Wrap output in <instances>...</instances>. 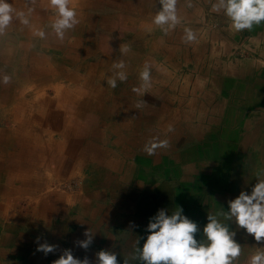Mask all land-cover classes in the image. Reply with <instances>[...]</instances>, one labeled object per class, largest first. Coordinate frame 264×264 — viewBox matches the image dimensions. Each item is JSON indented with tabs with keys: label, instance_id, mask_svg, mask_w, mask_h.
Wrapping results in <instances>:
<instances>
[{
	"label": "crops",
	"instance_id": "0c3cea01",
	"mask_svg": "<svg viewBox=\"0 0 264 264\" xmlns=\"http://www.w3.org/2000/svg\"><path fill=\"white\" fill-rule=\"evenodd\" d=\"M215 2L177 0L181 23L167 34L151 23L161 7L156 0H94L95 7L89 5L84 14L90 20L80 27L88 42L84 43L93 45L100 38V44L108 45L106 53L99 50L100 62L103 57L108 62L103 74H113L115 57L123 55L131 65L125 69L127 82L116 94L106 77L95 82L102 94L113 91L107 95L96 136L89 135L91 123L77 108L68 113L87 136L78 150L76 129L60 117L57 123L49 122L50 113L37 110V105H23L22 119L35 113L34 108L39 121L33 125L35 133L13 126L6 146L0 142V190L6 178L11 188L0 203L5 212H0V264H53L66 249L75 258L87 257L90 264H95L100 250L112 251L123 264L138 237L142 247L150 234L145 231L149 220L159 210L171 214L181 207L182 215L198 225L199 241L208 213L227 211L228 202L241 191L251 194L257 180L264 178V22L251 30H231L224 13L211 10ZM13 25L0 34V59L5 64L0 74L10 76V82L27 75L33 52ZM185 29L194 32L195 41L184 42ZM57 43L34 52L52 53L49 57L57 66L66 46L61 40ZM124 44L130 45L127 54L119 52ZM145 62L151 65V87L140 96L132 89L140 86ZM58 82L68 89L69 81ZM76 84L94 105L91 115L98 108L97 98L88 96L83 81ZM1 87L0 83V92ZM56 89L45 92L53 97ZM13 90L16 96L25 91L18 86ZM8 104L9 116L20 119L15 105ZM55 110L58 116L64 114L58 107L52 108L53 115ZM163 140L167 148H157L153 155L143 151L149 141ZM20 143L24 149L18 148ZM31 147H37L36 153ZM8 161L10 169L4 171ZM88 230L93 242L85 250L76 242L85 240ZM230 231L242 247L235 264H247L257 248L264 251V240L256 242L234 223ZM44 243L55 245V252L48 256L37 251Z\"/></svg>",
	"mask_w": 264,
	"mask_h": 264
},
{
	"label": "clouds",
	"instance_id": "9594fccd",
	"mask_svg": "<svg viewBox=\"0 0 264 264\" xmlns=\"http://www.w3.org/2000/svg\"><path fill=\"white\" fill-rule=\"evenodd\" d=\"M156 2L161 7L155 12L151 23L167 34L181 23L177 14V0H156ZM48 4L55 10V17L50 27L56 37L63 40L66 31L73 29L79 23L77 12L74 7H70V0H48ZM211 10L222 11L231 22L230 29L234 31L251 30L253 25L264 22V0H216ZM30 13L31 9H29ZM14 14L22 24H29L24 12H16L6 0H0V34H3L11 24ZM35 35L43 38L45 33L41 30L35 32ZM183 40L195 41L196 35L191 29H185ZM130 50L128 44L119 46L121 54H127ZM112 68L113 75L108 77L107 83L114 89L118 80L124 82L128 77L123 60L114 62ZM10 79V76L4 75L2 82L8 84ZM139 79L140 86L134 87L132 91L142 96L151 87V65L148 62L143 65ZM142 104L143 101L139 102L137 107ZM167 147V140L149 141L143 151L153 155L157 148ZM182 212L183 209L177 206L171 214L168 210L161 209L151 217L145 229L150 234L144 239L142 247L141 238L138 237L133 253L123 259V264H130V261H136L137 264H235L241 255L242 247L235 241L236 233L230 231V224L234 223L238 228L244 229L256 242L264 240V178L257 180L251 194L241 191L237 198L230 200L227 211L208 213V222L202 230L199 241L195 238L199 232L198 225L182 215ZM130 226L135 227V225ZM84 235L86 239L76 243L80 248L87 250L93 242V233L88 230ZM55 250V245L47 243L40 244L37 248V251L45 255ZM95 256V264H118L115 252L100 250ZM53 264H90V261L87 257L75 258L72 251L66 249L57 260L53 261ZM247 264H264V251L257 248V251L248 258Z\"/></svg>",
	"mask_w": 264,
	"mask_h": 264
},
{
	"label": "bare ground",
	"instance_id": "6f19581e",
	"mask_svg": "<svg viewBox=\"0 0 264 264\" xmlns=\"http://www.w3.org/2000/svg\"><path fill=\"white\" fill-rule=\"evenodd\" d=\"M94 0H70V7H74L76 12H78L79 10H82L84 8H90L89 5H92L94 6V4L92 3ZM6 2H8L9 4H11V6L13 7V9L16 10V12H24L26 17L28 18L29 20V24L28 25H24L21 23L20 19L17 18L15 16V14L13 15V20H12V23H14L15 25L14 26V29H15V32H17L19 35H21L23 37V39H26L27 40V47H29L32 51V50H35V49H32V48H35V47H40V50L44 51L48 48H50L51 46L48 44L50 42H56L60 39H58L55 35V33L53 32L52 28L49 27L48 30L46 31L47 32V35L48 37H46L45 39L44 38H38L36 35H35V32L38 31V29L42 28V25H43V20L45 18V14L46 11H47V8L49 7V4H48V0H6ZM110 3V2H109ZM136 3V2H135ZM95 7V6H94ZM51 8V7H50ZM29 9H31V13L29 14ZM52 9V8H51ZM54 10V9H53ZM54 14H55V10H54ZM83 13L80 12V15H82ZM117 14V13H116ZM78 15V14H77ZM55 16V15H54ZM86 15L84 14V17ZM88 18V17H87ZM77 19H79L77 17ZM10 29V28H9ZM136 29L132 30V33L135 32ZM44 31V30H42ZM45 33V32H44ZM8 34V33H7ZM6 34V35H7ZM65 36H66V39H67V42H64V39L61 40L63 43H66V48L67 49H64L63 48V54H64V62L67 63L68 66H71L72 68H76V65L78 63V61H80V57L81 58H86V65H89V67L87 68H84L82 71H83V74L80 75V77H77L78 76V73L81 72L79 71L78 69H73L71 71H73L74 73L72 74V76H69V78L67 77L66 81H69V84H67L66 86H68V89H66L64 86L61 85V83L59 84H53L52 85V88H57L56 90H54L55 92V96L54 99L56 100L55 103L54 102H51V104H48L47 102H45L44 100H36V101H28L25 99V91L28 89V88H31V86L33 88H36L38 84H41L43 86H47L49 85L48 84V81L50 79H53V78H57L58 75H55L56 72L59 74V77H60V71L55 68V64L50 60V61H47L44 59H42L41 57V54H36V56H34V53L33 52H30L32 54V58L30 57V62H29V69L27 71V75L26 73L24 74V76L21 78H17V79H14V81H11L9 82V85L10 87H7L6 88V91H4L3 94V98H4V102L1 104L2 106L0 107L1 109V113L2 115H6V116H9V107L10 104H8L10 101H11V104L12 105H15L14 107H16V109H18V113H21L19 114V118L20 119H9L8 121L10 123H13L17 126V128L20 130V128H28L30 130V132L32 133H35L36 130L33 129V125H35L34 123H37L39 120L38 118H35L34 117L36 116V110L33 108V111H35V113L33 112L32 115H30L27 119H22L25 114L23 112V105H33L35 106L36 108V105H37V110L41 111V112H48L50 113L49 114V122H55L57 123L59 119H57L58 117H54L51 115V112L48 110L50 107H53L55 109H57L58 107H60L62 110H63V117L61 119L62 123L63 122H66L70 128L71 126V130L72 128L73 129H76L79 133V137L75 136L74 134H71V137L72 136H75L76 138H78L76 141V149L78 150L80 148V146L83 145V143H85L86 141V134L85 132H83L81 130V128H83L81 126V124H74L71 120V115H69L68 113H71L75 108H77L78 110L81 108L80 106H78V104H81V102L79 103H76V102H70V100L72 101V97L75 95V93H77V95L79 97H83V96H86V92H83V90L79 91L78 89V86L76 87V81H83L85 86H82V87H85V91H86V87H87V82H85L86 79L88 78H91L92 75H96L98 74L99 77H110L111 75L113 74H110L109 72H105L103 74V72L106 70L105 68L107 67L108 65V62L106 61V59L103 57L102 61L100 62L101 60V56L103 55V51L104 53H106L108 51V46H103L102 44H100V42H97L95 39H94V45H95V48H92L90 45H86L84 43V40H85V32L84 30L82 29H79V27H74L73 29H71L69 32L66 31L65 33ZM92 37V36H91ZM50 38V39H49ZM29 39V40H28ZM89 39V38H88ZM87 39V40H88ZM30 41V42H29ZM86 41V40H85ZM38 42L40 44H38ZM87 42V41H86ZM88 43V42H87ZM38 44V45H37ZM30 45L32 47H30ZM37 45V46H36ZM44 47V48H43ZM47 47V48H46ZM94 47V46H93ZM101 50V51H99ZM25 51V50H24ZM4 55V54H3ZM63 56V55H62ZM87 57L91 59V57L93 58V61L91 62L89 59L87 60ZM1 60V59H0ZM120 60V57L118 55V57H115V62L116 61H119ZM49 62H51V64H49ZM62 62V61H61ZM0 64H4V58H2V60L0 61ZM5 67V64L4 66H0V68H4ZM28 67V66H27ZM1 70V69H0ZM16 73H18V71H22V70H17L16 69ZM15 72V71H14ZM65 73H69L68 71L64 70ZM24 73V71H23ZM97 76V77H98ZM31 77L33 79L32 82H30V78ZM61 78V77H60ZM82 78V79H80ZM261 79V78H259ZM18 81L16 84V81ZM35 80V81H34ZM258 80V79H257ZM65 81V80H64ZM259 81V80H258ZM2 82L1 80V77H0V83ZM124 82H127V81H124ZM124 82H120L119 80L117 81V87L113 89V91L117 93H119L120 91V88L121 86L124 85ZM252 82V81H251ZM32 83V85L30 86V84ZM34 84V86H33ZM22 86V88L24 89V87H28L25 89V91L23 92V94L21 93L19 96H16V92L15 90H13V88H15L16 86H18V88L20 89V87ZM74 85V86H73ZM12 86V87H11ZM30 86V87H29ZM93 88V86L91 87V89ZM111 91V92H113ZM37 92L39 91H36L34 90L33 92V96L38 98L39 96H37ZM110 92V93H111ZM88 93V92H87ZM42 97V96H41ZM18 98V99H17ZM68 99V100H66ZM80 101H82L85 105L87 106H90L89 103L90 101L87 100L86 97L82 98ZM157 101V100H156ZM54 103V104H53ZM53 104V106H52ZM69 105H72V106H69ZM56 106V107H54ZM43 107V108H42ZM84 109L88 112L87 114V117L90 115V112L92 111V109H88V108H85ZM104 109V108H103ZM103 109H98L97 110V113H95L94 111L92 112V114L88 117V118H85L84 114L83 113V116H82V119L84 118L85 122H89L91 123V127H90V130H89V135H92V136H95L97 134V125H98V121L100 120V116H101V112ZM61 110V111H62ZM31 114V113H29ZM78 114V113H77ZM28 115V114H27ZM26 115V116H27ZM96 118L95 120L92 121V118ZM107 116H109V114L107 113ZM41 120H43V118H40ZM64 119V120H63ZM70 119V120H69ZM160 122V121H159ZM75 125H78L80 126L81 128L79 127H76ZM86 123H85V128H86ZM99 126V125H98ZM70 130V131H71ZM3 135H5V137H0V142L3 144V146H6L7 143H5L6 141V138L8 136V132L5 133L3 132L2 130L0 131ZM10 133H13V131L10 130ZM64 133V137H66V134L67 132H62ZM81 133V134H80ZM143 133V132H142ZM145 133V132H144ZM168 135V134H167ZM61 136V135H60ZM44 137V136H43ZM71 139V138H70ZM66 141H69V138H66ZM36 142L37 141H34L33 144L34 146H36ZM32 144V143H31ZM66 145V143H64ZM18 148L19 149H24V146L22 147V144L20 143L18 145ZM32 148L34 147H31L29 148L30 150H32ZM25 149H27V147L25 146ZM9 150V149H8ZM210 150V149H209ZM62 151H65V150H62ZM33 152V150H32ZM69 152V151H68ZM98 152V151H97ZM102 152V151H101ZM35 155V154H33ZM106 156V155H105ZM100 159V158H99ZM67 160H68V157H67ZM71 161V160H70ZM105 161V160H104ZM64 162V161H63ZM115 162V161H114ZM34 163H37V162H33ZM32 164V163H31ZM32 164V165H33ZM5 167H4V171L10 169V162H6L4 163ZM64 165V164H63ZM102 165V164H101ZM66 166V165H65ZM163 166V165H162ZM57 169V168H56ZM116 169V168H115ZM55 170V169H54ZM2 171V170H1ZM55 172V171H54ZM5 174V173H4ZM8 177V176H7ZM8 178L5 179V184L6 186H3L2 187V191L0 190V194L2 193V197L0 196V203L3 204L6 200H4V198H6L4 192L6 189H11L9 188V180H7ZM113 182V181H111ZM212 190V189H211ZM210 190V192H211ZM214 190V189H213ZM190 191V190H189ZM209 192V193H210ZM217 192V191H216ZM219 193V192H217ZM211 194V193H210ZM221 194V193H220ZM207 195V194H206ZM224 195V194H223ZM232 195V194H231ZM2 198V200H1ZM182 206V205H181ZM120 208V207H119ZM213 208V207H212ZM173 209V207H172ZM215 209V208H214ZM84 210V209H83ZM0 212L4 215L5 212H4V208H3V211H2V207H0ZM212 212V211H211ZM197 213V212H196ZM199 213V212H198ZM218 213V212H217ZM89 214V213H88ZM207 214V213H206ZM213 214V213H212ZM199 215V214H198ZM201 215V214H200ZM201 217V216H200ZM203 217V216H202ZM198 218V217H196ZM203 220L205 221V219L203 218ZM202 220V221H203ZM89 221V220H88ZM203 221V222H204ZM89 228V227H88ZM93 228V226H92ZM25 233V232H23ZM27 234V233H26ZM47 235V234H46ZM249 239V238H248ZM42 241V240H41ZM40 242V240H39ZM42 242H45V241H42ZM51 244V243H50ZM39 247V245H38ZM29 253V252H28ZM44 255V254H43ZM48 255V254H47ZM49 256V255H48ZM48 263V262H47Z\"/></svg>",
	"mask_w": 264,
	"mask_h": 264
},
{
	"label": "rangeland",
	"instance_id": "374dc122",
	"mask_svg": "<svg viewBox=\"0 0 264 264\" xmlns=\"http://www.w3.org/2000/svg\"><path fill=\"white\" fill-rule=\"evenodd\" d=\"M86 8H84V9H82V10H79L78 12H77V17L79 18L78 20H79V23L75 26V27H79V29H82V28H80L81 26H84V23L85 22H89V20L90 19H87V16H85L84 17V13L86 12ZM80 12H82L83 14V16H81L80 15ZM46 13L47 14H45L46 16H45V18H44V20H43V25H42V27L44 26V28H43V30H45V32L48 30V28L50 27V25H51V22H52V20L54 19V10L53 9H51L50 7H48L47 8V11H46ZM90 16H88V18H89ZM70 30H68L67 32H69ZM50 39V38H49ZM64 42H67V39H66V36H64ZM97 42H100L99 40H100V38H96L95 39ZM103 46H108L107 44H102ZM58 46H60V44L59 43H57L56 44V47H58ZM90 46L92 47V48H95V45L93 44H90ZM94 46V47H93ZM30 47H32L31 45H30ZM55 48V47H54ZM32 49H35V50H38L39 48H37V47H35V48H32ZM64 49H67L66 47L64 48ZM33 51V53H34V56H36V52H34V50H32ZM64 52L62 51L59 55H60V57H64V54H63ZM40 55V54H39ZM50 55H52V53H46L45 55L44 54H41V56L42 57H44L45 58V60H46V62L47 61H52V59H51V57H49ZM63 55V56H62ZM119 57H120V60H123V55H119ZM92 58V57H91ZM89 58L87 57V60H88ZM86 58H81L80 57V61H78V63H77V65H76V68H72L71 66H69V68H67V69H65V68H62L61 67V65L62 64H64L65 66H68L67 65V63H65L64 62V60L62 61V62H60V64H57V66H56V64H55V68H57L59 71H60V77L57 79V81L55 80V78H53V79H50L49 81H48V84L49 85H47V86H43V85H41V84H38L37 85V87L36 88H33L31 85H32V83L30 84V86H31V88H28L27 86L26 87H24V89H26V88H28L26 91H25V99L27 100L28 99V101H36V100H44L45 102H47L48 104H51V102H54L55 103V99H54V97H48L47 96V94H46V92H45V90H47V89H52V85L53 84H57V83H59L58 81H59V79H61L62 81H66L67 79V77L69 78V76H72V74L74 73L73 71H71V70H73V69H78L79 71H81V72H79L78 73V76L77 77H80V75L81 74H83V69L84 68H87V67H89V65H86ZM49 64H51V62H49ZM130 63H128V64H126V70H128V69H130ZM4 70H5V67L3 68V69H1L0 70V72H4ZM64 70H66V71H68L69 73H65L64 72ZM58 72V71H57ZM56 72V74L55 75H58L59 76V74ZM18 73H19V71H18ZM98 76V74H96V75H92V77L91 78H88V79H86L85 80V82H87L88 84H87V87H86V90H87V88H88V96L89 97H92V98H97V99H99V100H97L96 99V102H98L96 105H98V108L95 110V113H97V110L98 109H103L104 108V105L107 103V101H108V98H107V95H109L110 97L112 96L111 94H110V92L109 93H106V90L104 91V93L102 94L101 92H102V86H100V88H97L96 87V84H95V82L97 81V80H99V81H102L103 79H101L102 77H97ZM0 77H1V80L3 81V75L2 74H0ZM104 77V76H103ZM106 77V76H105ZM30 78V82H32L33 81V79L31 78V77H29ZM16 79V78H15ZM80 79H82V78H80ZM107 77L105 78V80L107 81ZM35 81V80H34ZM1 84H2V86L3 87H1V91L2 92H0V107L2 106L1 104L4 102V98H3V94L2 93H4V91H6V88L7 87H10V85H9V83L8 84H4L3 82H1ZM91 85V86H90ZM22 86L23 85H21V87H20V90H24L23 88H22ZM29 86V87H30ZM33 86H34V84H33ZM89 86V87H88ZM93 86V88L91 89V87ZM76 87H77V85H76ZM34 90H36V91H39V92H37V96H39L38 98H36V97H34L33 96V92H34ZM54 91V90H53ZM126 92H127V90H126ZM112 93V92H111ZM42 96V97H41ZM84 97H86L87 98V94H86V96H83V97H79L78 95H77V93H75V95L72 97V101L70 100V102H76V103H79V102H81V105H83L85 108H88V109H94V105H92L91 104V102L89 103V105L90 106H87V105H85L82 101H80L82 98H84ZM88 99V98H87ZM66 100H68V99H66ZM111 100V99H110ZM89 101V100H88ZM93 101V100H92ZM102 101H105L103 104H102ZM53 103V104H54ZM93 103H94V101H93ZM53 104H52V106H53ZM79 105V104H78ZM69 106H72V105H69ZM54 107H56V106H54ZM84 107L82 108H80L79 109V111H80V115H81V118H82V116H83V113H87V111L84 109ZM43 108V107H42ZM52 108L53 107H50L48 110L51 112L52 111ZM129 112H131V110L129 111ZM0 113H1V109H0ZM54 113H56V114H52L51 113V115L52 116H54V117H58L57 119H59V117L62 119V117H63V114H61V115H59L58 116V112L55 110V112ZM20 114V113H19ZM132 114H135V113H132ZM1 115H2V113H1ZM0 115V119H1V124H0V131L2 130L3 132H5V133H9L10 134V130L11 131H13V126L14 127H17L15 124H13V123H10L8 120L9 119H11L12 117H10V116H6V115H2L1 116ZM91 118H92V121L93 120H95L96 118H93L92 116H91ZM49 119V118H48ZM72 119V118H71ZM70 120V119H69ZM72 122H73V119L71 120ZM35 125H36V123H34ZM99 125V124H98ZM97 125V126H98ZM23 130H28V131H30L28 128H22ZM104 130H106V129H104ZM97 135V134H96ZM95 135V136H96ZM0 137H5V135H3L1 132H0ZM71 138H73V136L71 137ZM1 139V138H0ZM5 143H7V138H6V141H5ZM36 149H37V147H34V148H32V150H33V152L34 153H36ZM32 150H30V151H32ZM38 151V150H37ZM63 187V184H62V186H61V188Z\"/></svg>",
	"mask_w": 264,
	"mask_h": 264
}]
</instances>
